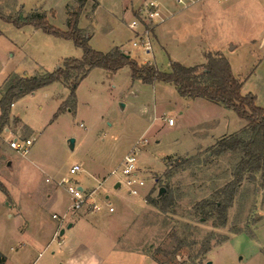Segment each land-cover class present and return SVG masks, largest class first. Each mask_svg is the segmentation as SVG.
Listing matches in <instances>:
<instances>
[{
	"label": "rangeland",
	"instance_id": "obj_1",
	"mask_svg": "<svg viewBox=\"0 0 264 264\" xmlns=\"http://www.w3.org/2000/svg\"><path fill=\"white\" fill-rule=\"evenodd\" d=\"M55 1L0 0V12L13 17L44 12L51 26L65 31V1ZM95 1L98 6L92 19L88 18L91 15L88 3L77 24L92 36L89 45L93 49L105 52L112 44L120 45L130 51L138 63L149 62L162 72L169 71L170 61L186 66L205 62L203 55L185 45L201 33L205 37L203 45H212L214 34L209 33L207 17L204 21L191 15L172 19L163 35L164 49L154 43L147 54L140 46H132L137 39L124 23L128 21V25L132 18L124 13L122 0ZM143 1L132 0L134 10ZM68 2V12L77 7V2ZM37 7L52 8L55 12ZM247 11L264 22V8H247ZM54 13L55 22L52 23ZM85 13L87 17L83 15ZM261 28L264 26H258L259 30ZM249 45L243 41L228 57L232 73L244 78L245 92L251 91L257 103L263 105L264 61L260 65L257 63L264 50ZM81 57L82 50L71 40L40 30L34 32L28 27L18 29L0 19V83L8 73L29 77L40 75L44 71H54L66 58ZM253 72L257 73L256 78ZM132 84L127 67L113 75L92 70L76 87L75 107L71 112L69 107L57 113L70 100V89L62 82H54L15 101L12 114L29 127H23L22 135L30 138L33 145L26 158L18 157L8 149L0 150V182L9 192L8 195L7 191L6 194L0 191V251L7 258L6 264H33L42 253L49 239L50 226L57 223L51 219L53 213L63 215L70 208V198L58 181L73 165L80 167L74 179L90 189L101 184L99 193L107 192L114 207V184L120 183V174L111 175V172L118 169L124 155L131 150L136 151L138 175L144 181L138 199L143 202L146 197H151L160 202L168 188L172 202L165 213L143 203L142 208L136 206L133 209L135 213L128 206L121 209L128 217L123 240L128 249L147 253L153 264H180L198 252L203 238L213 234L212 243L217 236H227L228 240L212 247L196 260V264H264V181L258 175L254 182L245 179L240 185L227 212L225 227L213 228L214 218L203 219L202 213H197L193 207L202 199L216 198V190L232 178L237 155L225 153L206 160L211 150L207 148L191 160L185 170L167 174L171 163L184 158L171 156H185L194 147L193 139L204 129H210L209 117L216 116L221 121L214 133H220L221 129L236 131L242 120L226 109L224 115L219 116L215 107L205 108L207 103L201 100H184L172 87L160 83L144 88L146 94L138 92ZM179 112L183 114L179 115ZM168 116L175 122L173 127L167 124ZM71 139L74 140L73 149H70ZM200 139L204 143L210 142L205 136ZM9 160L12 165L7 168ZM101 169L106 180L101 178V183H96L89 177L90 172ZM87 179L91 180L92 186ZM15 181L25 184L15 187ZM160 190H164L161 195ZM122 192H127L123 185L118 193ZM72 214L68 213L63 221H69L75 215ZM40 218L45 220V229L36 227L34 220ZM25 219L31 224L24 231ZM33 222L35 226L32 227ZM235 230L241 232L234 234ZM36 234L41 240L35 244L32 240ZM178 245L180 250L174 254ZM54 247L52 244L34 264H56L50 257Z\"/></svg>",
	"mask_w": 264,
	"mask_h": 264
},
{
	"label": "trees",
	"instance_id": "obj_2",
	"mask_svg": "<svg viewBox=\"0 0 264 264\" xmlns=\"http://www.w3.org/2000/svg\"><path fill=\"white\" fill-rule=\"evenodd\" d=\"M88 1L78 0L77 7L68 12L67 31L64 32L51 26L44 12L34 11L25 16L18 14L16 17L5 16L0 12V19L18 29L29 25L46 34L71 40L75 47L82 50L80 59L67 58L52 72L44 71L40 75L31 77L10 75L0 89V128L7 124L10 106L14 101L54 82H62L70 89L68 104L61 106L57 113L63 112L69 107L70 111H73L75 89L79 82L93 69H102L109 74H115L126 66L130 70L132 81L146 85L168 84L181 97L204 99L220 105L245 121V126L237 133L218 140L210 148L209 155L205 159L210 160L225 153H231L238 156V161L232 170L231 180L216 190V198L202 199L194 203L193 207L197 213H202L203 219L214 218L212 221L213 228L225 227L227 212L232 206L242 182L245 179L254 182L257 175L264 181V108L255 105V97L252 94H241L242 81L232 74L228 60L222 55L207 53L204 55L206 60L204 65L191 67L171 62L170 71L162 72L151 63L139 64L136 60L127 57L118 48L108 53L93 50L88 44L89 35L80 30L77 25L82 10ZM198 155L199 153L192 157L183 158L179 162L171 163L167 169L170 172L167 174L172 175L177 171L185 170L190 161L196 159ZM0 191L6 194L1 182ZM170 192L166 188L165 195L160 198V202L151 197H146V202L165 213L172 202ZM240 232L241 230H235L233 233L239 234ZM213 237V234H209L203 238L198 252L180 264H196V260L206 255L212 247L221 245L228 240L227 236H217L212 243ZM179 250L178 245L174 254ZM5 262V257L0 253V264H5Z\"/></svg>",
	"mask_w": 264,
	"mask_h": 264
},
{
	"label": "crops",
	"instance_id": "obj_3",
	"mask_svg": "<svg viewBox=\"0 0 264 264\" xmlns=\"http://www.w3.org/2000/svg\"><path fill=\"white\" fill-rule=\"evenodd\" d=\"M61 1H65V4H64V10L66 14V19H65L66 27L65 28L67 29V22H68V10L67 9L69 6L68 1L70 0H56L55 2L61 3ZM131 1L132 0H129V2L127 3L126 0H122L123 8H124L123 11L125 14L126 13L128 14L130 19L132 18L133 11H134ZM155 1L160 5L161 12L162 14H164L165 20L162 23V25L159 24L160 26L158 25L152 32L153 37H151L150 51L152 50V46L154 43L164 49L165 45L163 42V35L165 33V29H167L168 27L166 26L168 22H170L172 19H175L177 17L187 18L189 15L194 16L195 18L197 17L201 19L203 18L202 21H204V18L207 17L208 18L207 28L209 30V33L212 32V34H214V37L212 41L210 42L212 45L208 47H205L203 45L204 42L202 41L204 40L205 37L202 36V33L199 34L198 37H194V40H192V42L190 43L186 42V45L184 43L183 44L187 48H192L193 51H197L201 56L203 55V57L207 53H210L213 55L218 54V55L224 56L230 64L231 72H232V66L229 61L228 56L234 53L243 41H245L246 44L248 45L250 44L249 46H252V47L257 46L258 49L264 50V28H261V30L258 29V26L260 25L261 27L264 26V22L259 21L258 18H256L257 16L251 15L247 11V8H253V7L264 8V0H227L224 3H218L214 0H205V1H200V2L198 1L194 4H188L186 6H183L182 4L178 3L177 0H155ZM88 3H90V6H91V12H90L91 15L88 16V18L91 20L93 17V12L95 8L98 6V4L95 0H89L86 4L87 7H84V8H88V5H89ZM40 8L42 7H37V9H40ZM34 9L36 8L34 7ZM42 10L43 11L53 10L55 12V10L52 8L50 9L42 8ZM24 11H27V9H25ZM86 14L87 13L83 15L86 16ZM51 22L52 23L55 22V13H54L53 19H51ZM127 22L128 21H124L126 28L132 33V35H135V31L131 30L128 27ZM25 27L32 29L34 32L39 31V30H35L34 28L30 26H24L23 28ZM79 29L85 31V29H82V28H79ZM91 37L92 36L89 35L88 44H89ZM183 41H184V37H183ZM180 42H182V40ZM227 46L229 47L228 51L226 50ZM90 47L92 48V46ZM115 48H118L120 51L129 55V58L133 59L131 56V52L128 50H125L120 45L118 46V45L112 44L108 48V51H105V52H101L93 48L92 49L97 52L108 53ZM187 51L189 52V50ZM185 57L188 58L189 55L186 54ZM204 60H205V57H204ZM258 60L259 62L257 64L260 65V63H263L264 52L260 55ZM171 62H177V61H170V63ZM205 63H206V60L203 63L194 64V65H190L187 67L204 65ZM139 64H142V63H139ZM93 70H102V69H93ZM169 71H170V66H169ZM169 71H166V72H169ZM129 74H130V70H129ZM10 75H16V74L8 73L7 76H5V78L0 83V89L2 88L4 82ZM109 75H113V74H109ZM23 77H29V76H23ZM235 77L241 81L244 79L243 77L239 75ZM253 77L256 78L257 73L253 72ZM132 82H133L132 86H134V88L137 87L138 92H144L143 91L144 88H147L150 86L153 87V85L142 84L138 81H132ZM160 84H163V83H160ZM243 84H245L244 80L242 81V87L240 91L241 94L246 95V94L252 93L251 91L245 92ZM163 85L172 87L171 85H168V84H163ZM131 92L133 91L131 90ZM144 93L146 94V92ZM33 94L34 92L31 93V95ZM179 97L184 100L185 99L189 100L191 102H198L200 100L204 101L205 103H207V105H205L204 107L205 108L209 106L215 107L214 109L215 111H217L216 114H218L219 116H223L225 113L224 107L210 103L204 99L186 98V97H181V96ZM0 98H1V95H0ZM14 104H15V101L10 106L7 125H9L10 128L14 130L16 134L23 136L22 135L23 127H27L28 129L29 127L25 125L19 117L12 114V108L14 107ZM255 105L257 107L264 108V103L263 105H259L256 99H255ZM123 107L124 106L122 105V108ZM68 111L71 112L70 109ZM182 114H183L182 112H179V115H182ZM168 118H172V117L168 116ZM209 119L212 122L210 124L211 125L210 129L209 130L204 129L201 135L193 139V145H194L193 149H191L190 152H187L185 156H171V157L187 158V157L195 156L196 154L201 153L202 150H205V149L207 150V148L213 147L218 140L224 137L230 136L234 133H237L245 126V121L242 120L241 123L239 124V128L236 131L231 132L229 130L227 131L225 129H221L220 133H214L215 127L220 125L221 123L220 118L216 116H211L209 117ZM16 121H18L17 122L18 126L15 125ZM174 125H175V122L173 125L171 126L168 125V126L173 127ZM203 136H205V139L209 140L210 142L209 143L208 142L204 143V141L201 142L200 137H203ZM203 143L208 144V145L203 146L204 145ZM0 150L2 151L4 149L0 148ZM14 154L17 155L16 153ZM27 155L24 157H21L19 155L17 156L21 158H26ZM8 164L10 165L8 166ZM11 165H12V162L9 160V162L7 163V168H10ZM90 175L89 177L91 178V180H93L94 182L96 181V183H101L99 182L101 178L104 181L106 180L102 169L100 171H91ZM91 180L90 179L86 180L90 186H92L90 183ZM22 184H25V182ZM22 184L21 182L16 183L15 181V187H17L18 185L22 187ZM117 184H119V182L114 184V190H116L114 192L115 197H116L114 201L115 202L114 208L116 210L114 209V212L109 213L107 210H103L98 213H90V212L82 211L75 215L72 214L74 215V217H72L67 222L62 221L60 223L58 222L52 223L53 225L50 226L49 239L47 240L45 247H43L42 253H40L38 257H36V259L33 261V264L36 261H38L39 258H42L43 252H46L47 250H49L52 244H54L55 247H54V250L51 251L50 257L56 264H130L129 262H131L132 264H153V260L150 258V256L147 253L142 252V251H136L134 249H128L126 245H124L123 240L125 241V237H126L124 234L128 227V223H127L128 217L124 211H121V209L129 207L128 209L134 212L133 209L136 208V206H139L140 208H142L143 204H145L146 206L147 205L150 206V205L146 202L145 199H143V202H142L138 199L137 196H130L127 192L126 194H124L123 192L118 193L121 187V184H119V186H117L116 188ZM6 191L8 192V189H6ZM100 193L101 194L104 193L102 197L109 198L107 192L101 191ZM8 195H9V192H8ZM117 211H120V212L115 214ZM19 213L20 214L22 213V209L19 210ZM68 213L70 214L69 209L63 215H59V216L63 217V220H65L68 217L67 216ZM53 214H56V213H53ZM51 219L54 220L52 217ZM44 221L45 220L42 218H40L39 221L34 220V222L37 225L36 227H38V229L40 228L45 229ZM34 222L32 224V227L33 225L35 226ZM30 224H31L30 221L25 219V224L23 225L24 231L26 230V228L29 227ZM69 224L71 225L70 228L67 227ZM62 231H63V234H61ZM40 240L41 239L39 235L36 234L32 241L36 244L40 242ZM0 253L5 257L6 259L5 264H6L7 263L6 256L1 251Z\"/></svg>",
	"mask_w": 264,
	"mask_h": 264
},
{
	"label": "built area",
	"instance_id": "obj_4",
	"mask_svg": "<svg viewBox=\"0 0 264 264\" xmlns=\"http://www.w3.org/2000/svg\"><path fill=\"white\" fill-rule=\"evenodd\" d=\"M71 1L77 2L78 0ZM198 1L205 0H177V2L183 6L194 4ZM214 1L224 3L227 0ZM164 20L165 18L162 16L160 5L155 0L143 1L142 4L134 10L132 20L128 23V27L135 31L134 37L137 39V42H133L132 45L134 47L140 46L142 50L148 54L151 49V34L159 24L164 22ZM167 124L169 126L173 125V119L167 118ZM32 145L33 141L30 138L16 134L9 125L5 124L0 128V148L11 150L17 155L24 157L30 152ZM136 163V151L131 150L125 154L118 169L111 172V175L120 174L119 184L126 188L130 196H137L139 194V188L144 186L143 179L138 175ZM78 172H80V167L78 165H73L69 169L68 174L58 181V185H61L65 189L66 194L70 198V212L74 214L82 211L98 213L107 210L109 213L114 212L113 204L109 199L100 196L98 190L101 185L93 189L83 187L80 182L74 179V176ZM52 218L58 223L63 221V217L56 214H54Z\"/></svg>",
	"mask_w": 264,
	"mask_h": 264
},
{
	"label": "water",
	"instance_id": "obj_5",
	"mask_svg": "<svg viewBox=\"0 0 264 264\" xmlns=\"http://www.w3.org/2000/svg\"><path fill=\"white\" fill-rule=\"evenodd\" d=\"M126 56L129 57V55H127V54H126ZM69 143H70V149H73V146H74V140L71 139V140L69 141ZM9 165H10V164H8V166H9ZM117 186H119V184L116 185V188H117ZM163 193H164V190H160V191H159V194H160V195L163 194ZM67 227L70 228L71 225L69 224ZM61 234H63V231L61 232Z\"/></svg>",
	"mask_w": 264,
	"mask_h": 264
}]
</instances>
